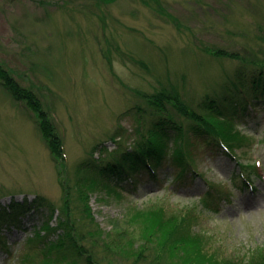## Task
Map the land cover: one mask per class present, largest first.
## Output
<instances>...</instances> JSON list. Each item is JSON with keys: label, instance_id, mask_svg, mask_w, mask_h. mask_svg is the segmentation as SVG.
Segmentation results:
<instances>
[{"label": "rangeland", "instance_id": "rangeland-1", "mask_svg": "<svg viewBox=\"0 0 264 264\" xmlns=\"http://www.w3.org/2000/svg\"><path fill=\"white\" fill-rule=\"evenodd\" d=\"M95 2L0 0V63L37 93L54 119L71 183L76 164L94 145L115 147L109 137L117 124L130 135L127 143L132 140L134 116L122 113L137 102L144 104L135 90L153 92L172 83L195 104L219 91L224 74L240 65L211 55L209 49L253 50L259 56V50L264 51V0H159L171 19L151 0ZM258 98L237 117L250 144L244 153H236L241 161L256 164L258 175L249 177L252 186L241 184L236 162L218 146L201 143L192 148L195 167L225 192L215 197L216 210L201 202L209 190L203 178L188 176L181 184L173 178L172 165L165 164L158 179L142 171L136 184L121 182V196L102 186L88 192L102 231L112 230L115 223L132 230L137 226L129 221L134 210L166 203L174 210L194 206L199 220L193 230L205 234L209 247L220 255H241L264 246V96ZM100 155L95 149L94 156ZM57 170L33 113L0 85V212L20 219L16 226L0 220L5 240L0 264L18 260L27 237L46 220L56 225L57 212L49 218L47 207L32 200L37 193L55 206L62 204ZM11 196L25 203L13 208ZM47 237L53 240L56 234Z\"/></svg>", "mask_w": 264, "mask_h": 264}, {"label": "trees", "instance_id": "trees-1", "mask_svg": "<svg viewBox=\"0 0 264 264\" xmlns=\"http://www.w3.org/2000/svg\"><path fill=\"white\" fill-rule=\"evenodd\" d=\"M113 1L96 0L95 3ZM151 1L172 18L159 0ZM142 2L149 4L150 0ZM209 52L240 62L232 74H224L219 91L212 95L207 93L193 104L172 83L161 84L153 92L135 90L134 94L144 104L137 102L122 113L132 112L134 116L136 126L132 140L127 143L130 135L117 124L109 137L115 147L108 150L104 143L94 145L76 164L72 183L67 178L63 138L54 119L44 109L37 93L22 85L0 63V85L33 113L34 124L58 168L63 191L60 206L47 201L41 194H34L32 201L46 206L49 218L57 212L56 225L46 220L40 230L27 237L19 259L12 264H264V246L231 256L220 255L219 250L210 248V239L193 230L199 220V211L194 206L174 210L166 203H153L134 210L129 216L130 223L137 224L134 229L115 223L112 230L103 232L89 205L88 192L97 186L121 196L118 187L123 189L125 185L121 182L130 180L136 184L142 171L158 179L159 170L170 164L174 169L173 178L181 184H185L188 176L203 178L209 190L201 202L208 209L216 210L214 199L216 196L221 198L225 192L208 182L195 167L192 148L201 143L208 148L218 146L236 162L241 184L252 186L249 177L258 173L254 162L241 161L236 153L237 150L244 153L250 144V138L238 127L237 117L239 111L246 113L253 104L252 99L264 96V51L259 50L260 56L253 50L241 53L217 48L209 49ZM132 60L145 67L139 60ZM95 149L102 155L95 157ZM11 197L13 208L25 203ZM0 220L16 226L20 219L16 214L0 212ZM59 228L61 232L56 231ZM54 233L56 237L49 240L47 236ZM4 245L5 240L0 236V247L4 248Z\"/></svg>", "mask_w": 264, "mask_h": 264}]
</instances>
